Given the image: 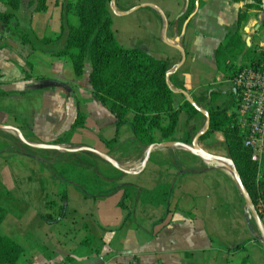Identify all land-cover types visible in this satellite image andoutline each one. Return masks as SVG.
<instances>
[{"label":"crops","instance_id":"crops-1","mask_svg":"<svg viewBox=\"0 0 264 264\" xmlns=\"http://www.w3.org/2000/svg\"><path fill=\"white\" fill-rule=\"evenodd\" d=\"M34 1L21 0L14 11L0 0V13L14 14L8 25L0 20V125L19 128L32 143L99 150L137 172L125 174L88 151L38 149L18 138L20 147L15 137L0 141V233L23 248L18 264H264L260 231L231 169L182 155L181 148H156L139 171L147 147L129 125L118 130L114 115L95 98L90 63L78 77L69 57L55 55L66 42L62 26L74 23L64 8L77 0H49L46 12H36ZM249 3L113 0L109 10L122 47L170 61L174 107L187 101L184 90L208 110L225 106L232 91L215 55L238 29L239 15H248L241 29L247 49L264 29L262 11L248 10ZM192 14L180 41L186 52L180 64L182 54L173 45ZM22 33L33 46L20 40ZM44 38L58 41L39 43ZM238 58L239 66L246 64L244 56ZM212 90L222 94L209 104ZM79 115L83 127L73 129ZM205 122L201 113L189 120L182 112L171 141L193 139ZM60 138L65 141L56 143ZM221 138L212 134L208 146L218 149ZM64 193L66 217L47 222L45 216L58 217Z\"/></svg>","mask_w":264,"mask_h":264},{"label":"trees","instance_id":"trees-1","mask_svg":"<svg viewBox=\"0 0 264 264\" xmlns=\"http://www.w3.org/2000/svg\"><path fill=\"white\" fill-rule=\"evenodd\" d=\"M49 0L33 2L36 12H46ZM59 1V0H56ZM112 0H77L68 2L65 14L78 19L77 24L67 22L62 26V36H66L63 49L55 53L56 56L69 57L74 65L75 73L82 77L87 63L91 65L89 76L95 98L100 101L116 118L119 130L124 125L131 127L137 142L148 147L152 144L171 141L176 134L180 115L186 112L189 120L194 119L200 112L188 101L180 109L174 107V91L167 80V73L171 68L168 60H158L141 48L122 47L113 32L112 17L109 3ZM240 2L244 0H230ZM264 0H250L248 10L261 11ZM14 11L20 9L21 0H2ZM186 15V18L190 15ZM13 13H0V20L8 25L13 19ZM248 15L241 13L238 29L230 35L216 51L218 70L231 81L244 66L229 65L230 56L238 58L247 49L242 37L241 29L247 21ZM24 44H32L28 34H18ZM61 37L58 39L60 40ZM58 40L41 39L39 43L50 45ZM246 59L249 56L245 57ZM251 58L249 61H252ZM222 94L219 90L210 91L211 104ZM234 93L231 91V95ZM232 95V96H233ZM234 98V96H233ZM229 105L219 108H209L211 125L209 131L200 139L207 141L214 133H221L228 156L233 160L248 190L252 201L264 224V160L261 165L252 160V151L245 147L243 137L235 115L229 114ZM133 114L128 121L129 114ZM82 117L79 115L73 129L82 128ZM64 138L56 140L63 143ZM186 143H191V136H187ZM111 147L114 141H105ZM63 204L57 218L45 216L47 222H60L66 217L67 195L62 197ZM4 211L0 207V226ZM23 248L9 237L0 233V264H18L23 254Z\"/></svg>","mask_w":264,"mask_h":264},{"label":"built area","instance_id":"built-area-1","mask_svg":"<svg viewBox=\"0 0 264 264\" xmlns=\"http://www.w3.org/2000/svg\"><path fill=\"white\" fill-rule=\"evenodd\" d=\"M234 98L229 113L236 116L244 145L252 160H264V42L252 61L246 63L230 81Z\"/></svg>","mask_w":264,"mask_h":264},{"label":"water","instance_id":"water-1","mask_svg":"<svg viewBox=\"0 0 264 264\" xmlns=\"http://www.w3.org/2000/svg\"><path fill=\"white\" fill-rule=\"evenodd\" d=\"M188 1L189 0H187V2ZM192 17H193V14L185 22L183 29H182V32H181V35L179 37H177V39H176L177 44L173 45V47L175 49H177L178 51H180L182 54V62L180 64L184 63L186 60V52H185L184 48L180 45V41H181V38L185 35L186 29H187L188 24H189L190 20L192 19ZM167 31H168V24H167L166 33H167ZM165 39H166V37H165ZM165 42L167 43L166 40H165ZM169 76H170V73L168 72L167 73V80L168 81H169ZM175 92L177 93V91H175ZM180 93H182L186 97L187 101L206 118L204 128L202 129V131L198 132L194 136V138L192 139V142L190 144L186 143V142H179V141H166V142L152 144V145L148 146L147 150H146L145 159H144L139 171L146 167V164L150 158L152 151L156 148H181V149L188 151L189 153L199 157L200 159H202L203 161L208 162V163H211L213 161H217V162H221V163L231 164V166H232L231 174H232L234 180L236 181L238 188H239L245 202L247 203V205L251 211V214H252V216H253V218H254L257 226H258V229H259L260 234H261L262 245L264 248V224L260 218V215H259V213H258V211H257V209H256V207L252 201V198H251L248 190L246 189V187L242 181V178H241L233 160L229 157H223V156L211 154V153L203 150L199 146L200 139L210 129V125H211L210 112L206 109L199 107L198 104L196 103V101L190 96V94L188 92L182 90V91H180ZM0 129L11 131V132L15 133L20 141H22L25 145H28V146L33 147V148L46 149V150H61V151H65V152L88 151V152L96 154L101 159H103L104 161H106L107 163H109L110 165H112L113 167H115L116 169H118L119 171H121L125 174H131L132 175V174H135L137 172L133 169H127V168L122 167L115 159H113L108 154L103 153V152L96 150V149H93V148L79 147L76 149H68V148H65V147H62L59 145L32 143L25 138V136L23 135L22 131L19 128L0 125Z\"/></svg>","mask_w":264,"mask_h":264},{"label":"rangeland","instance_id":"rangeland-1","mask_svg":"<svg viewBox=\"0 0 264 264\" xmlns=\"http://www.w3.org/2000/svg\"><path fill=\"white\" fill-rule=\"evenodd\" d=\"M27 1V0H26ZM36 1V0H35ZM34 1V2H35ZM112 2V1H111ZM262 19H261V21H263V25H264V9L262 8ZM78 23V19L76 18V17H74V23L73 24H77ZM260 42H264V29L262 28L260 31H259V33L257 34V36L255 37V39L253 40V43H254V46L252 47V48H250V49H245L244 50V55H245V57H247V56H249V60L251 59V58H253L255 55H256V51H257V49H258V46H259V43ZM240 56H243V54H241ZM240 58V57H239ZM239 58H234V57H232V56H230V58H229V62H230V65H232V64H235V65H240V64H243V61H241ZM249 60H248V58L246 59L245 58V60H244V62L245 63H248L249 62ZM224 87H226V88H228L229 89V87H230V85H225ZM229 91V90H228ZM229 95H227V97H226V101H225V105H229V103H230V105H231V101H232V99H233V96L231 95V93L229 92L228 93ZM221 95H218L216 98H215V100L212 102V103H214V102H216L217 101V99H219V97H220ZM203 118V117H202ZM8 137H15L14 139H15V143H16V145L17 146H20L21 147V144L19 143V141L17 140L18 139V137H17V135L14 133V136H11L10 134H8V133H6V132H2V131H0V141H4L5 139H10V138H8ZM220 146H219V148L218 149H214L213 147H211V146H208V145H210L209 144V142L208 141H206V142H203L202 143V149L203 150H205V151H207V152H209V153H211V154H214V155H219V156H226V157H229L228 156V153H227V151H226V148H225V144H224V141H223V138H221L220 139ZM1 144V143H0ZM222 145V146H221ZM62 147H65V146H62ZM65 148H67V147H65ZM68 148H70V147H68ZM220 148H222L223 150H220ZM211 150V151H210ZM213 150H215V152H213ZM219 150V151H218ZM178 152L180 153V154H182V155H188L189 157H191L192 158V156H191V153H189L188 151H186V150H178ZM187 157V156H186ZM144 158V157H143ZM70 161H72L73 162V160H70ZM72 164V163H71ZM131 166V167H130ZM106 167H109V166H106ZM123 167H125V168H128V169H135V167H133L131 164H128V163H123ZM101 170H105L106 171V169H103V168H100V166H96L95 167V171H101ZM119 176H122L123 174L121 173V172H119V174H118Z\"/></svg>","mask_w":264,"mask_h":264},{"label":"bare ground","instance_id":"bare-ground-1","mask_svg":"<svg viewBox=\"0 0 264 264\" xmlns=\"http://www.w3.org/2000/svg\"><path fill=\"white\" fill-rule=\"evenodd\" d=\"M211 163H213V164H215V165H222V166H224V167H228V169H232V166H231V164H229V163H221V162H217V161H213V162H211Z\"/></svg>","mask_w":264,"mask_h":264}]
</instances>
